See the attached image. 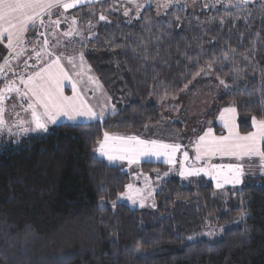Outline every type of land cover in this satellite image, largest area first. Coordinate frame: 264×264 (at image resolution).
Returning <instances> with one entry per match:
<instances>
[{
  "label": "trees",
  "instance_id": "obj_1",
  "mask_svg": "<svg viewBox=\"0 0 264 264\" xmlns=\"http://www.w3.org/2000/svg\"><path fill=\"white\" fill-rule=\"evenodd\" d=\"M113 4L73 16L91 30L84 56L99 82L129 105L102 123H58L0 149V264H264V175L226 199L205 178L166 179L156 209L141 210L114 203L130 176L93 153L104 131L159 125V100L178 96L208 65L228 85L208 117L234 106L239 131H252V117L264 116V0L199 13L172 7L162 17L146 8L134 23ZM165 167L140 165L152 175Z\"/></svg>",
  "mask_w": 264,
  "mask_h": 264
},
{
  "label": "snow or ice",
  "instance_id": "obj_2",
  "mask_svg": "<svg viewBox=\"0 0 264 264\" xmlns=\"http://www.w3.org/2000/svg\"><path fill=\"white\" fill-rule=\"evenodd\" d=\"M92 2L93 0H0V43L6 41V48L9 50V55L0 63V78L4 82V87L0 88V134L4 131H7L9 136L26 134L30 131L47 132L49 125L55 124L60 117H66L70 121L84 119L102 123L107 115L116 113L115 105L110 107L104 105L99 112L95 111L78 90L73 74H70L61 62L62 59L66 60L72 69H80L74 75L80 78L81 83L102 87L94 77L87 74L84 53L79 52V64H77L75 54L65 56L66 47L64 51L57 52L63 44L61 36L70 38L75 35L81 37V41L85 39L75 27L77 18L72 17L69 22L65 15L67 10ZM172 2L173 0H160L158 7L167 8ZM229 2L231 3V0ZM248 2L249 0H237L234 6L240 8ZM128 3L134 5L139 12L140 5L137 0H128ZM130 11L131 9L125 8L124 15L128 16ZM53 16L57 18L53 19ZM107 19L105 15L100 14V21H107ZM62 22L68 24V30L58 35ZM89 27H91L90 21ZM29 31L36 32L35 42L27 38L26 34ZM40 37H43L42 43ZM68 43L71 41L69 40ZM26 45H31L32 55L23 60L22 70L17 74L12 61L19 62L26 55ZM33 59L35 62L29 63ZM16 67H20L19 63ZM207 68L210 69L211 65ZM87 69L90 70V66H87ZM9 73L12 74V79H8ZM200 74L197 73V75ZM65 82L71 84L72 95L70 96L65 95ZM220 84L228 88L223 80ZM13 95L20 101L22 109L30 113L28 127H25V121L22 120L9 126L4 119L5 101ZM235 113L234 107H226L220 113L219 119L223 122L226 134L216 135L212 127H208L202 135L198 136L194 143V159L203 165L201 167L186 166L190 159L189 152L183 150L184 146L181 143L142 139L139 135H120L104 131L102 139L96 142L98 146L94 151L109 163L126 161L128 165L138 164L141 158L146 157L157 159L163 157L165 163L175 165L177 153L183 151L179 171L181 177H194L204 173L216 180L217 189L223 188L225 184L238 185L243 182L245 176L243 163L213 164L210 161L214 157L233 158L237 161H243L245 158H259L261 168L264 170V116L259 118L253 116V130L241 134L235 123ZM208 123L211 124V121ZM13 127L18 128L19 133L14 132ZM126 188L128 191L120 195L127 196L133 204L139 201L140 206L143 207L147 197L142 194V190L134 189L132 184H128ZM148 195H151V192ZM103 203L102 198L101 205ZM152 207H155L154 203ZM201 235L212 237L216 234L208 232ZM186 240L196 241L197 236H188Z\"/></svg>",
  "mask_w": 264,
  "mask_h": 264
},
{
  "label": "rangeland",
  "instance_id": "obj_3",
  "mask_svg": "<svg viewBox=\"0 0 264 264\" xmlns=\"http://www.w3.org/2000/svg\"><path fill=\"white\" fill-rule=\"evenodd\" d=\"M112 0H93L92 3H84L82 5H78L75 8L68 9L65 15L68 17L69 22L71 21L73 16V12L83 6L93 3H103ZM173 0V2L169 5V7L165 8L163 6H159L160 0H137V3L140 5L139 12L134 5L129 4L128 0H113L114 6L111 9L112 12L118 13L122 15V21L128 23H134L140 16L141 12L146 8H153L156 12L158 17L164 16L172 7H186L193 13H199L202 11H207L210 9H235L234 5L236 4L237 0ZM257 1L261 0H249V4L256 3ZM129 8L131 9L128 16L124 15V9ZM56 16H53V19H56ZM79 21V20H78ZM98 25L94 24L93 29H96ZM77 30H79L82 36L85 37L83 41H81V37L79 36H72L70 38L60 37L63 41L61 48L57 49V52L64 51V48H67L65 51V56L70 54L76 55V62L79 64V52H85L88 50V42L90 41L92 35L90 34L89 29H83V27L79 26V23L75 25ZM92 29V30H93ZM68 30V24L61 23L58 29V35L63 33L64 31ZM39 31H44V29H39ZM27 38L35 42L37 40L36 32L29 31L27 34ZM40 42L42 43L43 37H40ZM71 43H68V41ZM27 53L23 56L19 62L13 60L12 66L16 68L17 74H19L23 67V60L27 59L28 56L32 55L31 52V45H26ZM0 63L3 62L4 58L9 55V50L6 48V41L0 43ZM34 59L29 61V63H34ZM65 68L69 71L70 74H73V80L77 82L78 90L81 91L82 95L88 101V103L94 108L95 111L99 112L104 105H115L116 113L120 110H123L125 107L129 105V100L126 99L124 92L118 89L117 94L115 96L109 97L108 92L103 88L102 84L99 82V79L96 77L93 69L89 65L88 61L84 56V62L86 66L87 74L94 77L100 86L97 87L93 84L88 83H81L80 78L75 76L74 73L76 71H80L79 68L72 69L70 65H68L66 60L61 61ZM17 63H19L20 67L17 68ZM87 66H90V70L87 69ZM205 71H201L200 75H197L192 83H190L187 88L175 97H164L163 99L159 100L158 105L161 110L162 122L159 125H152L144 127L143 130L140 131H125L121 133H114L120 135H139L142 139H156L161 140L165 143H181L184 147L183 150H187L189 152V161L187 162L186 166H196L201 167L203 166L199 162H196L195 157V150H194V143L197 140L199 135H202L204 131L207 130L208 127H212L213 131L215 127H220L218 129L219 133L226 134V129L224 128L223 122L219 119L220 113L223 111L220 110L216 116V118L208 117V113L213 110L215 106L218 105L219 99L222 97L224 93L225 87L220 84V80L214 78L211 73L209 72V68H205ZM31 71V70H29ZM13 76L11 73L8 75V79H12ZM197 79V80H196ZM4 87L3 79L0 78V88ZM90 89V90H86ZM65 95H72L71 84L65 82L64 86ZM15 105V107H13ZM227 107V106H226ZM225 107V108H226ZM5 108L6 111L4 113V119L7 121L9 126L15 125L18 121H25V127H28L29 124L27 123L30 120V113L25 112L22 107L20 106V101L13 95L7 101H5ZM237 112V111H236ZM113 114L107 115L110 116ZM236 115V113H235ZM211 121V124L208 122ZM83 123L89 122L84 119H79L76 121H70L66 117H60L55 124L58 123ZM220 123L222 124L221 126ZM235 123L238 126V114L237 118L235 117ZM252 124V119H251ZM54 124H50L47 132H28L26 134L19 133V129L13 127V131L19 134L9 136L7 131H4L0 134V149L6 145H18L21 141L29 136L32 135H45L47 134L51 127ZM253 130V128H252ZM244 134V133H241ZM11 141V143H9ZM98 146V145H97ZM93 153L97 156L98 154L93 151ZM101 158V157H99ZM104 159V158H101ZM183 159V151L177 153V163L175 165H170L164 162V158L161 157L157 159L156 157H146L141 158V161L138 164L128 165L126 161H117L115 163H109L106 159H104L108 164L115 165L120 167L122 171L127 173L130 176V181L128 184H132L134 189H141L142 194L147 197L144 202V206L141 207L139 201L135 204L132 203L127 196H121L119 194L118 199L116 202L125 203L131 207L138 208L141 210H155L157 207V200L156 194L162 187L163 180L166 179H177L183 185H188L196 178H205L209 180L216 192L217 195L222 198L226 199L228 196L230 198L231 193H235L239 188L247 182L250 177H255L258 175H264V170L261 168V161L259 158H245L243 161H237L233 158H219L214 157L210 161L213 164H228V163H238L241 162L244 165L245 176L243 178V182L238 185L232 184H225L223 188L217 189L216 188V180L212 176L205 175L201 173L199 176L194 177H181L179 175L180 171V161ZM145 161H152L156 163H163L166 167L164 170L159 169L158 172L155 174H145L141 171L140 165ZM167 174V175H166ZM127 188H125L124 192H127ZM122 192V193H124ZM151 192V195L148 193ZM103 205L106 204V201L103 200ZM112 202L111 205H114ZM153 203L155 207H152ZM101 205V200L99 202ZM101 205V206H103ZM208 232H213L211 230H205L203 234Z\"/></svg>",
  "mask_w": 264,
  "mask_h": 264
},
{
  "label": "crops",
  "instance_id": "obj_4",
  "mask_svg": "<svg viewBox=\"0 0 264 264\" xmlns=\"http://www.w3.org/2000/svg\"><path fill=\"white\" fill-rule=\"evenodd\" d=\"M198 1H201V0H198ZM197 1V2H198ZM0 50H1V48H0ZM109 97H110V95H109ZM227 107H234V106H227ZM235 108V107H234ZM236 109V108H235ZM235 117L237 118V112H236V115H235ZM55 125V124H54ZM222 124L220 123V125L219 126H221ZM223 126V125H222ZM239 130V129H238ZM214 133L216 134V135H221V134H219L218 132H216L215 130H214Z\"/></svg>",
  "mask_w": 264,
  "mask_h": 264
}]
</instances>
